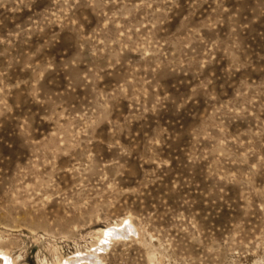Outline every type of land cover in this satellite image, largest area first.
Returning a JSON list of instances; mask_svg holds the SVG:
<instances>
[{
  "label": "rangeland",
  "instance_id": "1",
  "mask_svg": "<svg viewBox=\"0 0 264 264\" xmlns=\"http://www.w3.org/2000/svg\"><path fill=\"white\" fill-rule=\"evenodd\" d=\"M0 264H264V0H0Z\"/></svg>",
  "mask_w": 264,
  "mask_h": 264
},
{
  "label": "bare ground",
  "instance_id": "2",
  "mask_svg": "<svg viewBox=\"0 0 264 264\" xmlns=\"http://www.w3.org/2000/svg\"><path fill=\"white\" fill-rule=\"evenodd\" d=\"M115 231L116 230L113 229V228L107 229V230L104 231V235L107 236L106 238H108L109 237L108 235H113V234L115 235V233H116Z\"/></svg>",
  "mask_w": 264,
  "mask_h": 264
}]
</instances>
